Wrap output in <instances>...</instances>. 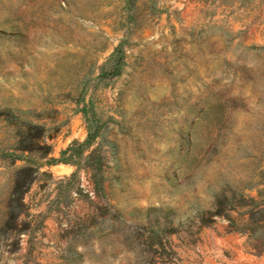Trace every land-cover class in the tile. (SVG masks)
I'll return each mask as SVG.
<instances>
[{
    "label": "rangeland",
    "instance_id": "1",
    "mask_svg": "<svg viewBox=\"0 0 264 264\" xmlns=\"http://www.w3.org/2000/svg\"><path fill=\"white\" fill-rule=\"evenodd\" d=\"M207 230L264 255V0H0V264Z\"/></svg>",
    "mask_w": 264,
    "mask_h": 264
},
{
    "label": "crops",
    "instance_id": "2",
    "mask_svg": "<svg viewBox=\"0 0 264 264\" xmlns=\"http://www.w3.org/2000/svg\"><path fill=\"white\" fill-rule=\"evenodd\" d=\"M190 254L188 264H264V255L250 253L243 237L222 230L204 231L194 253Z\"/></svg>",
    "mask_w": 264,
    "mask_h": 264
}]
</instances>
